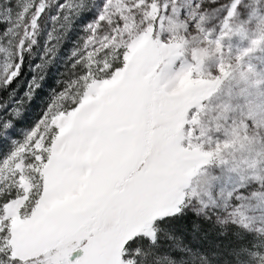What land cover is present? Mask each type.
<instances>
[{
  "label": "snow or ice",
  "instance_id": "obj_1",
  "mask_svg": "<svg viewBox=\"0 0 264 264\" xmlns=\"http://www.w3.org/2000/svg\"><path fill=\"white\" fill-rule=\"evenodd\" d=\"M0 26V264H264V0H0Z\"/></svg>",
  "mask_w": 264,
  "mask_h": 264
},
{
  "label": "rangeland",
  "instance_id": "obj_2",
  "mask_svg": "<svg viewBox=\"0 0 264 264\" xmlns=\"http://www.w3.org/2000/svg\"><path fill=\"white\" fill-rule=\"evenodd\" d=\"M2 27V26H0ZM83 35L82 31L80 28H77L74 30L73 33H70L69 35V39L67 41L64 42V44L62 45V47L59 50V54L57 59L55 60L54 63H52L46 70V72L44 73V80H46V78L48 77L49 74H52L53 82H54V87L52 89L47 90L46 92V96L39 100L38 102L34 101L36 98V95L34 97V99L30 102H25L24 105V109H25V118L23 120H21L18 124V128L23 131L26 130L28 127H30L31 125H33L36 120L39 119V117L42 115L43 111L45 110L47 103L52 95L53 92L60 90V88L62 87L63 82L67 79L68 75H70V64L71 61L69 60V55H70V51L71 49L75 46L76 41L78 40V38ZM43 54V45H42V50L40 51L39 54V58L37 60V63H40V57ZM61 64L60 66V70L59 71H55L54 73H51L52 69L54 66ZM38 71V70H37ZM37 71H33L27 76L23 86H21L18 91L16 92V95L13 97V101L15 100H19L23 98V93L27 90L28 87V82L32 79L33 75L37 74ZM42 81V83H43ZM38 92V91H37ZM36 102V103H35ZM36 106H38V114L37 117H30L28 115V112L31 111V108L34 106V104ZM9 107H11V104L9 105Z\"/></svg>",
  "mask_w": 264,
  "mask_h": 264
},
{
  "label": "trees",
  "instance_id": "obj_3",
  "mask_svg": "<svg viewBox=\"0 0 264 264\" xmlns=\"http://www.w3.org/2000/svg\"><path fill=\"white\" fill-rule=\"evenodd\" d=\"M42 45H43V38H41L40 47L34 50L35 55L29 56L27 58L26 64H25L24 68L22 69L21 75L15 81H13V83L9 86L8 90L3 91L2 96L5 100L8 99L9 92H11L13 90H15L17 92L18 89L21 86H23L27 76L32 72L34 65L37 63L40 51L42 50ZM60 66H61V64L54 66L53 69L51 70L52 71L51 73H54L55 71H59ZM53 79L54 78L52 77V74H49L48 77L46 78V80L43 81L42 88L40 90H38L36 98L34 101L38 102L39 100L43 99L46 96L47 90L52 89L54 87ZM35 103H33L34 106L31 108V111L28 112V115L30 117H33V118L37 117V114L39 112V110H38L39 108H38V106L35 105Z\"/></svg>",
  "mask_w": 264,
  "mask_h": 264
}]
</instances>
